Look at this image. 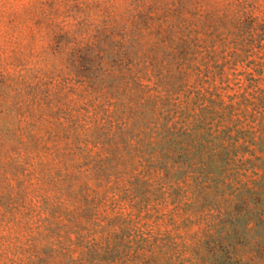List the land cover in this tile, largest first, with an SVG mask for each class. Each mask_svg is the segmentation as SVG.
<instances>
[{
  "label": "rangeland",
  "instance_id": "obj_1",
  "mask_svg": "<svg viewBox=\"0 0 264 264\" xmlns=\"http://www.w3.org/2000/svg\"><path fill=\"white\" fill-rule=\"evenodd\" d=\"M136 2L131 33L73 50L39 102L49 127L30 144L63 148L86 179L78 212L43 225L59 251L33 246L20 264H264V22ZM145 34L158 45L141 58Z\"/></svg>",
  "mask_w": 264,
  "mask_h": 264
},
{
  "label": "clouds",
  "instance_id": "obj_2",
  "mask_svg": "<svg viewBox=\"0 0 264 264\" xmlns=\"http://www.w3.org/2000/svg\"><path fill=\"white\" fill-rule=\"evenodd\" d=\"M140 7L136 0H0V197L15 202L0 206V264L26 261L23 250L33 246L59 251L55 240L42 238L43 225L53 209L78 212L73 194L86 177L75 159L60 155L63 148L30 144L29 136L43 138L49 127L39 102L68 75L73 50L93 44L105 28L130 34ZM184 7L192 19L264 22V0H184ZM58 36L65 38L59 45ZM138 43L141 58L158 45L147 34Z\"/></svg>",
  "mask_w": 264,
  "mask_h": 264
},
{
  "label": "trees",
  "instance_id": "obj_3",
  "mask_svg": "<svg viewBox=\"0 0 264 264\" xmlns=\"http://www.w3.org/2000/svg\"><path fill=\"white\" fill-rule=\"evenodd\" d=\"M214 81V80H213ZM225 81V80H224ZM220 82L223 83V80L220 79ZM258 82V79H254L253 77H251L250 79H248V85L246 87L243 88V93L241 94V98H242V102L243 103H247L248 102V98H246L247 96H251L249 89H254L255 88V84ZM78 127H74V130L76 131ZM71 180V179H69ZM92 251L93 253L97 252V248L95 245H93L92 247ZM106 250H108V247H106ZM96 254V253H95ZM74 261H72L73 263Z\"/></svg>",
  "mask_w": 264,
  "mask_h": 264
}]
</instances>
